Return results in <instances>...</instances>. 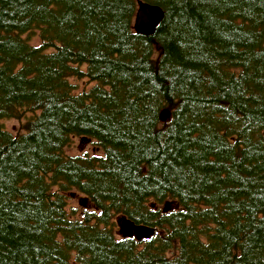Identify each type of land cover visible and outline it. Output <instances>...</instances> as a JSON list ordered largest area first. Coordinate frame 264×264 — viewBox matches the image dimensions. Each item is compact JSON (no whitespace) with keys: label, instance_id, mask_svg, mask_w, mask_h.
Returning <instances> with one entry per match:
<instances>
[{"label":"trees","instance_id":"16d2710c","mask_svg":"<svg viewBox=\"0 0 264 264\" xmlns=\"http://www.w3.org/2000/svg\"><path fill=\"white\" fill-rule=\"evenodd\" d=\"M0 264H264V0H0Z\"/></svg>","mask_w":264,"mask_h":264},{"label":"water","instance_id":"95a60500","mask_svg":"<svg viewBox=\"0 0 264 264\" xmlns=\"http://www.w3.org/2000/svg\"><path fill=\"white\" fill-rule=\"evenodd\" d=\"M163 19V12L157 6L139 2L135 14L133 30L136 34L144 37L152 36ZM170 117L168 111H164L161 116V122H166ZM84 146L90 143V140L81 138L79 144ZM82 150V147L79 148ZM74 197V194L72 195ZM126 226V227H125ZM118 232L122 237L136 238L137 240L148 239L155 233V229L144 225H136L124 218L117 221ZM125 227V228H122Z\"/></svg>","mask_w":264,"mask_h":264},{"label":"rangeland","instance_id":"374dc122","mask_svg":"<svg viewBox=\"0 0 264 264\" xmlns=\"http://www.w3.org/2000/svg\"><path fill=\"white\" fill-rule=\"evenodd\" d=\"M30 43L32 44H37L39 42V39L37 38L36 35H33L30 40H29ZM72 81H74L72 79ZM75 83L78 84V90H81V89H87L90 87L89 83H85L83 81H74ZM24 122L23 119L21 120H14V119H6V120H3L2 121V124L3 126L9 130V131H12L14 133H19L21 131V125L22 123ZM81 148L82 147V150L84 152H80L78 150V148ZM98 153L99 150H94V146L92 144H87V145H80L79 146V139L75 138L72 140V143L69 145V147H67L65 149V153L69 156H76L78 154H83V153H88V154H92V153ZM81 197H76V198H73L70 202H69V206L70 207H73V208H76L77 210L75 211V215H78L79 212H81V208H79V205H78V202H79V199ZM117 229V233H118V227H116ZM119 235V233H118ZM120 236V235H119Z\"/></svg>","mask_w":264,"mask_h":264},{"label":"bare ground","instance_id":"6f19581e","mask_svg":"<svg viewBox=\"0 0 264 264\" xmlns=\"http://www.w3.org/2000/svg\"><path fill=\"white\" fill-rule=\"evenodd\" d=\"M164 111H168V110H164ZM164 111H162L161 112V114L164 112ZM169 112V111H168ZM170 113V112H169ZM161 114H160V116H161ZM161 121V120H160ZM123 218V217H122ZM145 226V225H144ZM126 227V226H125ZM125 227H122V228H125ZM120 237H121V235H120ZM136 240V239H135Z\"/></svg>","mask_w":264,"mask_h":264}]
</instances>
